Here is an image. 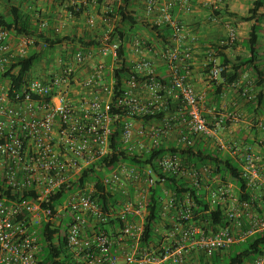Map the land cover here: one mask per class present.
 Masks as SVG:
<instances>
[{
  "label": "built area",
  "instance_id": "2783aa9c",
  "mask_svg": "<svg viewBox=\"0 0 264 264\" xmlns=\"http://www.w3.org/2000/svg\"><path fill=\"white\" fill-rule=\"evenodd\" d=\"M91 1L69 3L78 9ZM144 2L141 15L168 25L175 46L143 53L142 42L131 44L135 76L116 97L112 74L118 46L107 42L99 53H46L19 83L0 80V264H39L38 231L44 224L50 230L66 226L72 264L208 263L215 253L223 255L264 231L263 157L221 140L222 122L209 126L205 98L190 82L192 53L173 11L178 6L189 13L191 0ZM15 39L14 51L12 34L0 28V75L13 67L18 76L20 62L32 54V38ZM236 41L232 28L220 45ZM151 54L167 67L166 82ZM210 61V79L219 81L223 68ZM243 96L252 100L254 93ZM114 97L124 114L112 113ZM195 143L238 158L248 187L263 194L244 202L231 179L187 155L142 160L164 145L185 149ZM116 152L142 159L119 161L103 170L98 182L81 183L86 171ZM170 179L177 183L174 188ZM60 193L63 201L52 207ZM100 197L117 198V203L101 205ZM151 197L159 206L152 224ZM249 264H264V251Z\"/></svg>",
  "mask_w": 264,
  "mask_h": 264
},
{
  "label": "trees",
  "instance_id": "16d2710c",
  "mask_svg": "<svg viewBox=\"0 0 264 264\" xmlns=\"http://www.w3.org/2000/svg\"><path fill=\"white\" fill-rule=\"evenodd\" d=\"M99 2L100 4L106 3L108 8L112 6V13L108 12L107 15L109 21L113 22V29L105 38L94 37L86 32L80 37H78L77 34L69 37L54 32L52 37L47 38L46 32L40 31L38 24L32 25L30 17L24 13L20 7L10 6L7 12L0 11L1 29L9 31L15 37H34L36 39L35 47L42 50L40 53H32L28 59L20 62L21 69L18 72V76L13 73V67H11L5 74L0 75V80L4 81L9 79L12 82L19 83L26 75H28L33 67L41 63L42 57L47 51H55L57 46L64 42H68L70 46H73V53L77 52V46L78 50L88 53L89 50L99 49L105 42H107L108 44H116L118 46V59L112 74L115 81L116 97L119 92L124 90L127 81L135 76L132 64L129 62L130 45L138 40L143 43V48L146 51L153 50L151 41L145 40L142 37V31H147L152 37V41H160L162 44L168 46H170L168 39L171 33L168 25L162 27L157 26L156 24L147 21L141 14H139L136 11L135 0H120L119 4L112 3V1L109 0H100ZM66 8L68 14L77 19L84 14L85 10H87V8L83 6H79L78 9L73 6ZM242 20L250 24L247 39L241 43L237 40L234 44L225 46L220 45V41L212 47L214 53L211 54L209 60H216L219 66L223 68L220 79L223 82L222 86L235 85L247 72L252 74V90L248 92H253L254 98L252 100H248L246 97L244 98L249 104L250 111L254 114L252 123L258 125L259 119L264 112V59L260 55V40L264 30V0H254L251 9L248 12V16ZM239 46L242 47L241 51H238ZM212 66L213 62L210 61L208 65L209 73ZM160 80L166 82L167 78H162ZM244 93L245 90L242 89L241 94ZM115 97L113 98V104L111 105L112 113L124 114L120 109L115 107ZM117 125L119 126V123ZM118 134L119 132L116 130L115 135ZM167 153L187 155L188 158L197 165H213L216 171L221 174V177H228L234 182L236 188L239 190L240 197L244 202H252L254 197L263 194L261 191H253L248 187L247 182L243 177L242 164L238 158L232 157L226 151L217 148H209L204 143H195L191 147L185 149L175 148L171 145H164L153 154L145 156L143 159L137 155L116 152L110 157L100 161L95 167H93V169L86 171L80 181L81 183L92 181L98 182L102 176L103 170L108 171L113 169L115 165L122 160L137 162L142 159L146 163H151L154 159ZM176 184L175 180H168L169 187H173ZM26 197L27 196L25 195V198ZM63 197V193L56 195L52 199L54 203L52 207L61 203ZM98 200L101 205L105 206L108 204L113 206L117 203V198L113 197H100ZM150 203L151 216L149 221L152 224L157 218L159 206L156 197H151ZM253 203L255 206H261L259 201L257 202L254 200ZM65 227L63 226L56 230H50L46 224L40 227L38 231L40 249L37 254L39 264H72V259L67 254L64 243ZM150 229V225H148V236ZM56 235L60 236V238L57 239ZM56 241L57 243H55ZM263 251L264 231L249 238L245 243L233 246L223 255L215 253L208 263L200 260V264H249L260 256Z\"/></svg>",
  "mask_w": 264,
  "mask_h": 264
},
{
  "label": "crops",
  "instance_id": "0c3cea01",
  "mask_svg": "<svg viewBox=\"0 0 264 264\" xmlns=\"http://www.w3.org/2000/svg\"><path fill=\"white\" fill-rule=\"evenodd\" d=\"M60 3L66 4V7H71L69 0H59ZM100 0H92L96 2L97 9L101 7ZM136 11L139 12L144 8V0H135ZM139 1V2H138ZM169 0H158V4H163ZM254 0H191L192 9L189 13L183 11L180 7H175L173 15L183 26L185 33V45L192 53V70L190 74V82L194 86L197 93L204 96V115L209 126L215 127L217 122H222L220 131L221 140L227 143L234 144L240 150H249L263 157L262 169L264 171V112L259 119V124L252 123L254 114L249 109V104L241 94V90H252V74L247 72L238 83L232 86H222V80L212 81L208 65L210 56L214 53L212 47L220 41L227 39L230 29H235L238 42H242L248 37V29L250 24L242 19L248 16V12L252 7ZM89 5V4H88ZM84 13H87L89 6ZM72 17V16H71ZM154 24V21H150ZM72 30L67 33V36L77 34L78 37L83 36L84 32L81 29L80 23L73 19L68 24ZM158 26V25H157ZM165 26L163 25H160ZM57 32V31H55ZM54 32H46L47 38L52 37ZM58 33V32H57ZM169 36L170 46L162 44L160 41H152L149 35V41L152 43V51L146 53H162L169 47H174L173 33L170 29ZM60 35H65L61 34ZM100 34V33H99ZM100 37V35H92ZM16 37L12 35V46L16 50ZM186 46V47H187ZM260 55L264 59V30L260 40ZM70 46L68 42L58 45L55 51H47V53H69ZM78 50V46L76 47ZM242 47H238L241 51ZM41 49L35 46L29 49V53H40ZM88 53H99V49H91ZM129 53H134L129 47ZM144 53V52H143ZM153 60L156 71L161 78H167L168 72L165 64L155 55H149ZM130 58V56H129ZM110 63V60H107ZM224 141V142H225ZM262 203L261 201H259Z\"/></svg>",
  "mask_w": 264,
  "mask_h": 264
},
{
  "label": "rangeland",
  "instance_id": "374dc122",
  "mask_svg": "<svg viewBox=\"0 0 264 264\" xmlns=\"http://www.w3.org/2000/svg\"><path fill=\"white\" fill-rule=\"evenodd\" d=\"M60 2L61 1L59 0H0V11L7 12L10 6H18L30 17L31 24H38L39 29L42 32L57 31L58 33L66 35L70 30H72L68 24L73 19L80 23V27L83 32H86L90 35L98 34L100 37L105 38L112 31L113 22L109 21L108 15L106 14L108 11V6L106 3L97 9L94 7L96 6V2L91 1L88 5L90 10L87 13L82 14L81 17L77 19L71 17L67 12L66 4ZM138 7V13L141 14L143 10L141 9L140 5ZM43 23L46 24L45 27L42 26ZM141 35L145 40L150 39L147 31H142ZM32 39L34 41L33 46H35L36 39L34 37ZM68 51L69 53H73L71 47ZM143 52L146 53L144 50ZM44 66V64L41 65V67ZM34 72L36 76L40 75L37 69H34ZM223 141L225 140L223 139ZM224 143H226L227 146L234 145L232 141L230 143L225 141Z\"/></svg>",
  "mask_w": 264,
  "mask_h": 264
}]
</instances>
